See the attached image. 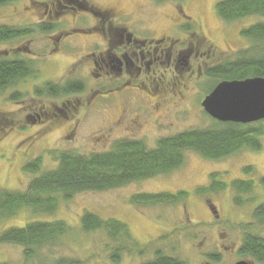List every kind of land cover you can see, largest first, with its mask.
I'll return each mask as SVG.
<instances>
[{"label":"rangeland","instance_id":"374dc122","mask_svg":"<svg viewBox=\"0 0 264 264\" xmlns=\"http://www.w3.org/2000/svg\"><path fill=\"white\" fill-rule=\"evenodd\" d=\"M35 1L50 0H11L0 5V26L31 28L25 36L0 42V55L32 58L39 66L36 77L17 85L26 93L25 100L9 99L12 89L0 97V117L4 116L0 126V191L26 190L34 174L25 171L24 165L35 157H42L45 170L56 168L58 162L52 150L106 152L123 138L141 139L154 148L163 137L210 126L213 118L204 110L202 100L213 82L205 72L250 47L252 42L242 36L241 30L259 19L249 16L226 22L216 12L220 0H90L102 15L77 13L63 17L48 16L45 6ZM108 10L114 14L108 16ZM104 16L105 21L124 24L140 37H164L169 48L175 42L173 53L184 51L182 64L169 66L165 59V64L161 63L157 73L149 74L148 79L144 74L139 75L140 81L130 76L134 84L152 93L122 86L125 79L114 74L97 76L94 54L100 53L104 39L101 33L86 30L104 21ZM49 22L54 25L51 31L43 32L38 27ZM181 22L194 26L181 28L177 26ZM143 31L149 35L140 34ZM191 49V57L186 60L185 52ZM75 79L84 82L83 92L59 98L35 97L36 85ZM118 87L123 90L113 93ZM261 141L259 150L243 148L217 160L188 150L183 165L169 173L106 191L77 193L61 201L54 213L18 210L0 220V233L31 221H65L70 234L60 240L58 247L40 250L41 257L49 258L47 264L60 257L76 258L83 264H142L153 260L157 250L185 264H236L241 260L255 264L252 257L240 254V248L246 225L256 226V233L264 236V226L256 224L253 216L256 201H264V188L258 185L264 176V135ZM247 166L255 171L246 174ZM216 172L218 180L229 186L199 193L201 187L210 185ZM236 179L255 180L257 188L250 195L254 201L245 205L234 202L236 192L230 184ZM181 191L187 192V197L173 204L142 205L131 201L137 193ZM85 211L127 223L146 253L127 251L119 263L112 262L114 243L104 231L83 230L81 217ZM213 253L220 256L219 261L209 258ZM25 261L23 246L0 243V264Z\"/></svg>","mask_w":264,"mask_h":264},{"label":"trees","instance_id":"16d2710c","mask_svg":"<svg viewBox=\"0 0 264 264\" xmlns=\"http://www.w3.org/2000/svg\"><path fill=\"white\" fill-rule=\"evenodd\" d=\"M10 1L0 0V5ZM216 12L226 22L249 16H258L259 19L241 30L242 36L252 42L250 47L240 50L234 59L219 61L207 69L205 74L213 82L207 94L221 81L264 77V0H220L216 3ZM38 27L45 32L51 31L54 25L49 22ZM30 31L29 27L2 25L0 42L19 37L20 34L25 36ZM38 74L39 66L36 60L0 55V97L12 89L9 99L15 101L24 99L26 93L21 92L17 85ZM83 90V82L80 80H68L64 83L51 81L33 88L35 97L41 99L64 97ZM3 120L2 115L0 126L4 123ZM263 135L264 119L251 123H237L221 122L213 118L210 126L163 137L158 140L154 148H150L141 139L123 138L114 142L111 149L106 152L81 154L72 150H52L51 155L55 156L58 162L56 168L45 170L42 157H35L24 165L25 171L34 174L26 190L0 191V220L27 208L36 213H54L61 201H68L77 193L106 191L169 173L183 165L188 150H193L211 160L226 158L243 148L259 150L262 148ZM253 171L255 169L250 166L244 169L246 174ZM218 175V172L214 173L210 185L201 187L199 193L219 191L229 186L224 181H219ZM258 185L264 188V176L259 179ZM230 187L236 192L234 197L236 204L245 205L250 200H255L254 196L250 197L257 188L254 179H236L231 182ZM186 197L187 192L184 191L175 194L142 192L133 195L131 201L142 205L173 204L184 201ZM256 202L257 206L253 210L254 222L264 226V201ZM81 224L85 232L101 230L107 234L111 243H114L110 256V260L114 263H119L127 251L129 254L135 251L146 253V248L141 250L127 223L122 220L104 219L94 212L85 211L81 217ZM245 229L240 254L252 257L255 264H264V236L256 233V226L251 224L246 225ZM70 232V226L62 220L31 221L24 226L4 229L0 233V243L23 246L25 264H47L49 258L41 257L40 250L58 247L60 240ZM208 256L211 260H220L217 253ZM51 264H83V262L76 258L60 257L54 258ZM142 264H185V262L157 251L153 261Z\"/></svg>","mask_w":264,"mask_h":264},{"label":"flooded vegetation","instance_id":"af4514ba","mask_svg":"<svg viewBox=\"0 0 264 264\" xmlns=\"http://www.w3.org/2000/svg\"><path fill=\"white\" fill-rule=\"evenodd\" d=\"M33 3L37 5H44L48 16L55 15L56 17H63L67 14L76 15L77 13L91 14L95 16L102 15V13H100V10L96 9L95 5H93L90 0H53L52 2L50 0L49 2L35 1ZM106 14L108 16H112L114 12L113 10H108ZM183 25L184 28L194 26L189 22H181L177 26H181L182 28ZM93 26V28L86 31L99 32V34H102L104 39L103 43L100 45L102 46V50L100 51V53H93L95 55L94 66L97 69V76L99 77L110 76L114 74L118 78L120 77L125 79V82L122 86L131 85L132 87H134V90L138 92H140L139 90L141 89V93H145L146 91L152 93L148 89L146 90L142 88V86H139V84H134L130 76L134 77L135 80L140 81V77L142 76L139 75L144 74L147 75L146 79H148L149 74L157 73L161 63L165 64V59H167L169 66H171L172 63H174L175 67L179 64H182L183 57L181 55L184 51H180L177 53V55H175V53H173L172 51V47L174 46L175 42H173V44L171 43L169 48V46L165 45L164 41L166 40V38L164 37H140L130 31L129 27L124 24L105 21V16L104 21H98L97 23H94ZM59 27H62L64 29L66 28L63 26ZM76 30L84 31V29ZM140 34L149 35L148 32L144 31ZM105 45L106 48H103ZM191 52L192 49L185 52L184 58L186 60L190 59ZM129 88L126 87L124 89ZM159 89L160 88H158V90ZM122 90V87H118L115 89V91H113V93H118ZM159 94L160 91L158 95ZM157 251H160L164 254V252L161 250ZM171 257L175 258L173 256Z\"/></svg>","mask_w":264,"mask_h":264},{"label":"water","instance_id":"95a60500","mask_svg":"<svg viewBox=\"0 0 264 264\" xmlns=\"http://www.w3.org/2000/svg\"><path fill=\"white\" fill-rule=\"evenodd\" d=\"M202 106L221 122L251 123L264 119V77L219 82L207 94ZM236 264H252L241 260Z\"/></svg>","mask_w":264,"mask_h":264}]
</instances>
